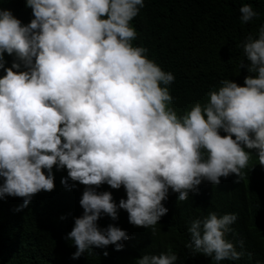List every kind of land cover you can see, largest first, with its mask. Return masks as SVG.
Instances as JSON below:
<instances>
[{"label":"clouds","instance_id":"clouds-1","mask_svg":"<svg viewBox=\"0 0 264 264\" xmlns=\"http://www.w3.org/2000/svg\"><path fill=\"white\" fill-rule=\"evenodd\" d=\"M34 19L27 25L11 10L0 8V198H22L27 207L41 191L55 188L53 168L67 169L69 178L85 187L83 215L75 218L67 239L79 259L91 248L114 245L122 250L125 230L101 229L102 215L150 228L169 209V190L188 200L204 182L214 185L235 174L243 179L252 152L264 166V26L248 35L241 68L250 73L244 86L229 79L208 93L206 103L185 110L175 106L169 86L175 81L134 46L131 21L144 0H26ZM240 20L258 15L244 3ZM5 53L14 56L6 67ZM255 74V75H252ZM126 190L117 204L101 185ZM64 217H62L63 219ZM237 214L210 212L188 228L193 255L216 264L239 260L244 253L226 237ZM243 248V241H240ZM108 255L107 252L104 253ZM169 247L144 255L137 264H176Z\"/></svg>","mask_w":264,"mask_h":264},{"label":"trees","instance_id":"trees-1","mask_svg":"<svg viewBox=\"0 0 264 264\" xmlns=\"http://www.w3.org/2000/svg\"><path fill=\"white\" fill-rule=\"evenodd\" d=\"M244 3L258 13L247 24L240 20ZM0 8L11 10L24 25L34 19L26 0H0ZM131 24L138 33L134 46L146 47L150 59L174 74L169 89L175 102L170 106L183 111L196 101L207 103L208 93L218 90L224 79L244 86L250 73L240 67L241 62L248 63L242 44L248 35L258 36L264 26V0H144ZM5 60L11 67L14 56L5 53ZM5 74L0 70V77ZM242 172L241 180L232 174L231 179L221 178L219 185L204 181L186 201H179L178 193L170 189L163 202L169 211L155 226V235L150 228L131 224L124 209H119L117 220L102 215L97 222L101 229L111 224L128 233L123 249L93 247L73 259L77 248L67 236L75 218L83 215L80 200L86 186L69 178V185L75 186L65 188L61 180L67 169L54 167V190L36 194L22 210L17 211L22 198H0V264H137L144 255H159L169 247L178 256L176 264H216L186 247L191 221L210 212L238 217L226 238L244 255L219 264H264V166L255 151ZM96 191L111 192L117 204L127 199L123 186L113 189L103 184Z\"/></svg>","mask_w":264,"mask_h":264}]
</instances>
